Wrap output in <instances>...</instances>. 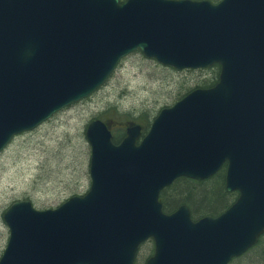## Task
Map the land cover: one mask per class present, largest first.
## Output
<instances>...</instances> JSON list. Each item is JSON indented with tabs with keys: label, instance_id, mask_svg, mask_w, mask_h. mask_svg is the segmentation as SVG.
<instances>
[{
	"label": "water",
	"instance_id": "water-1",
	"mask_svg": "<svg viewBox=\"0 0 264 264\" xmlns=\"http://www.w3.org/2000/svg\"><path fill=\"white\" fill-rule=\"evenodd\" d=\"M140 52L219 81L162 110L146 135L92 120L90 189L55 210L15 202L0 264H231L264 236V0H0V155L100 90ZM225 169L236 202L218 217L164 212V190Z\"/></svg>",
	"mask_w": 264,
	"mask_h": 264
},
{
	"label": "rangeland",
	"instance_id": "rangeland-1",
	"mask_svg": "<svg viewBox=\"0 0 264 264\" xmlns=\"http://www.w3.org/2000/svg\"><path fill=\"white\" fill-rule=\"evenodd\" d=\"M209 70L177 72L135 53L123 60L104 87L91 98L64 110L31 133L18 136L0 156V258L9 231L3 222L8 208L30 200L39 211L55 210L90 189V148L85 138L88 124L103 115L111 128L129 127L115 120L119 115L133 125L147 112L154 118L191 89L210 79ZM124 121V120H123ZM110 123V122H109ZM127 126V127H126ZM147 248L138 255L145 264Z\"/></svg>",
	"mask_w": 264,
	"mask_h": 264
},
{
	"label": "trees",
	"instance_id": "trees-1",
	"mask_svg": "<svg viewBox=\"0 0 264 264\" xmlns=\"http://www.w3.org/2000/svg\"><path fill=\"white\" fill-rule=\"evenodd\" d=\"M122 2L125 0H121ZM214 4L219 3L221 0H208ZM140 54L139 52H137ZM210 79L206 80L202 86H197L187 92L190 93L195 89H209L214 87L219 80L220 76V66H214L209 69ZM186 94V95H187ZM184 95V96H186ZM184 96H181V100ZM164 109V108H163ZM162 110V109H161ZM115 112V120L123 122L125 125H133L127 118L130 116L119 115L116 108L108 110L107 114L110 112ZM160 112L157 113V115ZM150 118L147 112H144L138 119L137 122L141 124L144 129H149L154 119ZM103 115H100L96 119L104 120ZM124 120V121H123ZM111 122V121H109ZM108 121L106 123H109ZM115 122V121H114ZM137 124V123H136ZM135 125V124H134ZM125 127V126H124ZM123 128H113L114 141L119 143L125 136ZM127 127V126H126ZM146 134V133H145ZM237 193H227L225 189V170H222L214 178L205 182H195L188 179L178 180L171 188H168L161 194V201L164 206L165 213H172L176 211L180 206H187L190 208L192 213V218L195 221L202 219L205 216L217 217L228 210L237 200ZM147 248L149 251V257L153 255L154 246L153 242H148L142 246V249ZM147 258V259H148ZM136 264H139L138 259ZM231 264H264V237L260 239L257 246L251 249L246 255L241 258L235 259Z\"/></svg>",
	"mask_w": 264,
	"mask_h": 264
},
{
	"label": "flooded vegetation",
	"instance_id": "flooded-vegetation-1",
	"mask_svg": "<svg viewBox=\"0 0 264 264\" xmlns=\"http://www.w3.org/2000/svg\"><path fill=\"white\" fill-rule=\"evenodd\" d=\"M181 207V206H180Z\"/></svg>",
	"mask_w": 264,
	"mask_h": 264
}]
</instances>
